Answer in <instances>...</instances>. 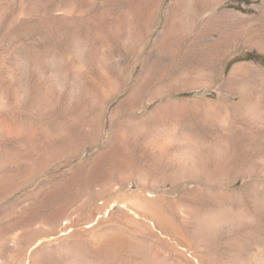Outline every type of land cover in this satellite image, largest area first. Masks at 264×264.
Wrapping results in <instances>:
<instances>
[{
    "label": "rangeland",
    "instance_id": "1",
    "mask_svg": "<svg viewBox=\"0 0 264 264\" xmlns=\"http://www.w3.org/2000/svg\"><path fill=\"white\" fill-rule=\"evenodd\" d=\"M258 56L264 0H0V264H264Z\"/></svg>",
    "mask_w": 264,
    "mask_h": 264
},
{
    "label": "trees",
    "instance_id": "2",
    "mask_svg": "<svg viewBox=\"0 0 264 264\" xmlns=\"http://www.w3.org/2000/svg\"><path fill=\"white\" fill-rule=\"evenodd\" d=\"M255 59V55L254 54H248L246 57H245V60H250V61H252V60H254ZM257 59H259V60H263L264 61V58L263 57H259L258 56V58Z\"/></svg>",
    "mask_w": 264,
    "mask_h": 264
},
{
    "label": "bare ground",
    "instance_id": "3",
    "mask_svg": "<svg viewBox=\"0 0 264 264\" xmlns=\"http://www.w3.org/2000/svg\"><path fill=\"white\" fill-rule=\"evenodd\" d=\"M204 163V162H203ZM169 220V219H168ZM167 220V221H168ZM164 221V220H163ZM111 244H112V242L111 241H106V242H104L103 244H102V249L104 250V249H107L109 246H111Z\"/></svg>",
    "mask_w": 264,
    "mask_h": 264
}]
</instances>
